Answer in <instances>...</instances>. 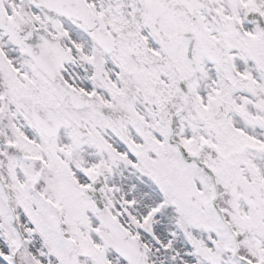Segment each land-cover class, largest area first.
I'll return each mask as SVG.
<instances>
[{
  "label": "snow or ice",
  "instance_id": "obj_1",
  "mask_svg": "<svg viewBox=\"0 0 264 264\" xmlns=\"http://www.w3.org/2000/svg\"><path fill=\"white\" fill-rule=\"evenodd\" d=\"M0 264H264V0H0Z\"/></svg>",
  "mask_w": 264,
  "mask_h": 264
}]
</instances>
